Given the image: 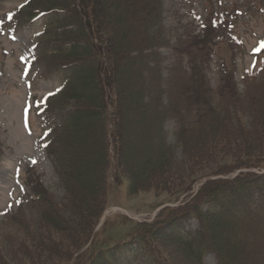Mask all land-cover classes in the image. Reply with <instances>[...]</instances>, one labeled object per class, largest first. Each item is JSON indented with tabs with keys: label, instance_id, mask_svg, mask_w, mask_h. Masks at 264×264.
Instances as JSON below:
<instances>
[{
	"label": "trees",
	"instance_id": "16d2710c",
	"mask_svg": "<svg viewBox=\"0 0 264 264\" xmlns=\"http://www.w3.org/2000/svg\"><path fill=\"white\" fill-rule=\"evenodd\" d=\"M165 12L166 0H30L22 10L45 17L38 61L66 75L38 104L65 195L29 178L28 201L0 222V264H207L210 253L264 264V47L242 89L236 56L232 68L218 59L215 86L216 47L227 37L242 46L230 16L172 36ZM111 178L130 194L173 197L158 206L185 199L152 221L116 213L100 226Z\"/></svg>",
	"mask_w": 264,
	"mask_h": 264
},
{
	"label": "rangeland",
	"instance_id": "374dc122",
	"mask_svg": "<svg viewBox=\"0 0 264 264\" xmlns=\"http://www.w3.org/2000/svg\"><path fill=\"white\" fill-rule=\"evenodd\" d=\"M28 1L0 0V222L12 215L18 201H28L32 189L27 182L33 174L58 200L65 195L45 148L48 120L41 117L38 104L62 88L66 75L50 71L38 61L45 17L39 15L33 20L25 19L22 10ZM227 14L230 27H234L242 46L232 50L233 45L227 37L230 30L226 31L224 38H227L216 47L208 77L217 86L218 59L225 60L232 68L235 55L236 80L242 89L243 74L257 72L255 54L264 47V0H166L165 23L172 36L187 29L197 33L203 24L212 20L223 21ZM225 28L222 25L219 29ZM163 52L170 54L166 49ZM167 129L169 140L175 143L173 121L167 123ZM177 156L182 160L181 147L177 149ZM111 182L109 216L121 212L133 219H149L159 203L173 198L167 194L156 195L153 191L130 194L125 178L123 181L111 178ZM184 199L185 195L176 203ZM29 213L36 217L34 211L29 210ZM196 224L193 220L189 228L194 229ZM205 262L217 264L215 255L208 254ZM180 264L192 263L181 259Z\"/></svg>",
	"mask_w": 264,
	"mask_h": 264
}]
</instances>
